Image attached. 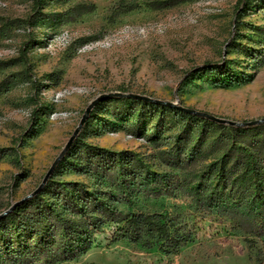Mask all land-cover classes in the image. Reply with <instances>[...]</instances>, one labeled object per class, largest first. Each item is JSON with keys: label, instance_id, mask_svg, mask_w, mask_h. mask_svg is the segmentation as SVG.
<instances>
[{"label": "rangeland", "instance_id": "obj_1", "mask_svg": "<svg viewBox=\"0 0 264 264\" xmlns=\"http://www.w3.org/2000/svg\"><path fill=\"white\" fill-rule=\"evenodd\" d=\"M237 1L166 6L163 0H45L30 24L32 0H0V148L16 150L0 161V213L43 182L88 105L103 93L135 92L239 122L264 117V64L253 58H264V0H250L236 26ZM132 3L136 7L131 9ZM30 36L35 45L29 51L33 72L28 76L19 49ZM231 40L236 45H229ZM221 59L230 62L237 83H230L229 75L218 82L210 73L182 80L188 70ZM33 82L41 85L39 94ZM95 105L77 138L116 152L129 150L150 172L197 178L233 144L224 143L192 167L178 169L169 160L183 121L167 115L164 129L157 132L158 111L151 117L140 105L133 111L121 101ZM36 107L43 114L34 122ZM140 114L147 116L141 133L134 134ZM210 130L212 139L220 132L218 126ZM193 136L197 141L196 132ZM56 180L94 184L67 167ZM196 183H176L163 194L149 187L119 206L179 214L194 234L179 253L167 255L158 246L125 239L110 243L116 225L107 224L87 254L61 264H264V237L249 248L245 232L198 201Z\"/></svg>", "mask_w": 264, "mask_h": 264}, {"label": "trees", "instance_id": "obj_2", "mask_svg": "<svg viewBox=\"0 0 264 264\" xmlns=\"http://www.w3.org/2000/svg\"><path fill=\"white\" fill-rule=\"evenodd\" d=\"M32 1V13L26 19L30 24L39 16L45 0ZM163 1L166 6H175L187 0ZM249 3L250 0L237 1L234 8L236 26ZM129 7L136 6L132 3ZM235 43L229 41V45ZM34 45L35 39L30 36L19 49V59L28 76L33 72L29 51ZM253 58L264 64V58L259 55H253ZM203 73L213 74L218 82L227 75L231 76L230 83L239 81L232 77L230 62L226 59L205 61L188 70L182 80ZM33 83L35 92L39 94L41 85ZM109 101H121L132 111L135 105H140L151 117L160 112L155 124L157 132L164 129L167 115L183 121L181 131L174 136L175 154L169 160L175 168L192 167L198 160L207 158V154L216 147L229 142L233 144L200 170L197 178L181 180L174 174L150 172L129 150L116 152L76 137L40 192L16 204L9 214L0 218V264H61L77 260L98 242L96 235L107 224L116 225L109 237L110 243L125 239L147 248L158 246L167 255L177 254L194 239L190 224L179 214L132 212L119 208L130 203L137 191L150 187L163 194L176 183L190 186L197 182L195 195L198 201L210 213L227 216L246 233L248 247L254 248L256 239L264 237V123L223 124L179 107L127 96L104 97L95 107ZM91 112L93 109L85 124L93 116ZM31 114L36 122L43 114L42 108L36 107ZM146 116L140 114L134 134L141 133L140 124ZM213 126H218L220 132L212 139L210 128ZM195 132L197 141L193 138ZM210 140L209 147L204 148ZM12 151L16 150L0 148V161ZM64 167L69 172L92 178L93 186L77 180L57 181Z\"/></svg>", "mask_w": 264, "mask_h": 264}, {"label": "water", "instance_id": "obj_3", "mask_svg": "<svg viewBox=\"0 0 264 264\" xmlns=\"http://www.w3.org/2000/svg\"><path fill=\"white\" fill-rule=\"evenodd\" d=\"M111 96H127V97H131V98H139V99H143L145 101L148 102H155L158 104H162V105H169V106H175V107H179L180 109H184L189 113L195 114V115H200L202 117H206L210 120H215L219 123H223V124H231V125H236V126H244V125H260L261 123H264V117H261L257 120H251V121H244V122H239V121H235V120H231V119H225L222 117H219L215 114H211L209 112L200 110V109H191V108H187L184 106H180L177 105L176 103L169 101V100H161V99H157L154 98L152 96H146V95H142L139 93H126V92H109V93H103V95H100L97 99H95L92 103H90L88 105V107L85 110V114L83 115L79 125L76 127L75 131L73 132V135L69 138V140L66 143V146L61 150V152L58 154L57 158L55 159V161L53 162V164L51 165V167L48 169V171L45 174V177L43 178V182L30 194H28V196L22 198L21 200H18L16 202L13 203V205L11 207H9V209L3 211L0 213V218L3 216H6L7 214H9L14 206L26 199H28L31 196H34L35 194L39 193L40 190L42 189V187L44 186V184L47 182V180L52 176L51 174L53 173L55 167L59 164L60 159L65 155V153L68 151V149L71 147L73 140L77 137V135L79 134V132L81 131V127L85 124L86 120L88 119V116L90 114L91 109L93 108V106L95 104H97L100 100H102L104 97H111Z\"/></svg>", "mask_w": 264, "mask_h": 264}]
</instances>
